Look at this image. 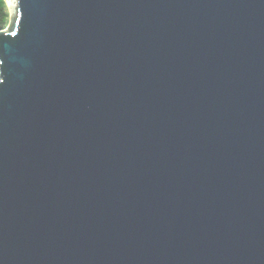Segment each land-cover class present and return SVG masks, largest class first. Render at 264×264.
Instances as JSON below:
<instances>
[{"label": "water", "instance_id": "95a60500", "mask_svg": "<svg viewBox=\"0 0 264 264\" xmlns=\"http://www.w3.org/2000/svg\"><path fill=\"white\" fill-rule=\"evenodd\" d=\"M0 264H264V0H7Z\"/></svg>", "mask_w": 264, "mask_h": 264}, {"label": "trees", "instance_id": "16d2710c", "mask_svg": "<svg viewBox=\"0 0 264 264\" xmlns=\"http://www.w3.org/2000/svg\"><path fill=\"white\" fill-rule=\"evenodd\" d=\"M8 13L6 11L5 1L0 0V30L4 28L7 22Z\"/></svg>", "mask_w": 264, "mask_h": 264}, {"label": "rangeland", "instance_id": "374dc122", "mask_svg": "<svg viewBox=\"0 0 264 264\" xmlns=\"http://www.w3.org/2000/svg\"><path fill=\"white\" fill-rule=\"evenodd\" d=\"M4 1H5V6H6V11L8 13V17H7V22H6L5 26H4V28L1 29L3 31L9 27L10 22H11V12H10V9L8 7V2H7V0H4Z\"/></svg>", "mask_w": 264, "mask_h": 264}]
</instances>
